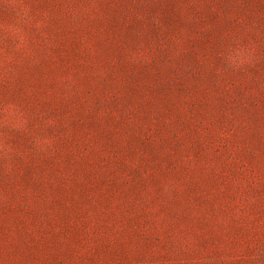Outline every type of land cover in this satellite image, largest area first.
<instances>
[{
  "label": "rangeland",
  "instance_id": "374dc122",
  "mask_svg": "<svg viewBox=\"0 0 264 264\" xmlns=\"http://www.w3.org/2000/svg\"><path fill=\"white\" fill-rule=\"evenodd\" d=\"M0 264H264V0H0Z\"/></svg>",
  "mask_w": 264,
  "mask_h": 264
}]
</instances>
